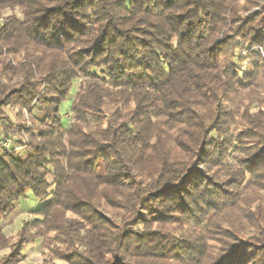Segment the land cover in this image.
Instances as JSON below:
<instances>
[{
  "label": "trees",
  "instance_id": "obj_1",
  "mask_svg": "<svg viewBox=\"0 0 264 264\" xmlns=\"http://www.w3.org/2000/svg\"><path fill=\"white\" fill-rule=\"evenodd\" d=\"M5 9L0 110L42 117L19 140L25 154L0 149V264H21L38 239L42 264H264V58L248 71L235 59L243 42L264 46V0ZM77 79L67 127L60 107ZM232 150L245 156L235 166ZM29 191L43 205L6 235Z\"/></svg>",
  "mask_w": 264,
  "mask_h": 264
},
{
  "label": "rangeland",
  "instance_id": "obj_2",
  "mask_svg": "<svg viewBox=\"0 0 264 264\" xmlns=\"http://www.w3.org/2000/svg\"><path fill=\"white\" fill-rule=\"evenodd\" d=\"M257 4V3H256ZM260 7V5L258 6L255 5L254 7L252 6V10H258V8ZM9 13H11V10L9 9H5L3 11L2 17H0V22L3 19V16H7ZM15 15L17 18L22 19L23 18V14L22 12L16 10L15 11ZM239 38V37H237ZM237 40V39H236ZM238 42V40H237ZM245 43V42H243ZM242 43V47L237 49L236 53L238 54V56L235 57V59L237 60V66L238 68L244 70V71H248V69L250 67H252L253 64H255L256 62H260V60H262L264 58V46L262 45H250L247 43L243 45ZM258 54H260L261 56L257 57ZM257 55V56H256ZM81 79H77L76 81H74L73 87L70 90L68 96L66 97V99L63 101L61 107H60V113L63 116V121H64V125L65 126H69V124L72 121V115H71V107H72V103H73V99L75 98V92L77 91V89L79 88ZM0 112H2L3 115H6V118L8 119L10 128H11V132L9 133V137H7L6 135V131H4L3 129V125L0 122V149L1 148H6V149H16L18 152H21L22 154H25L27 152V149L25 147H23V145L19 142V140H26L29 137L27 135H24L25 133V129L27 127H31L33 122L32 117H34L36 114L39 117H42L41 114H39L38 112H36L35 110L33 111V114L27 111V109H24L22 107V105L16 104L11 102L10 104L4 105ZM254 109L250 110V113H254ZM35 114V115H34ZM236 123H240V125H238L237 127L234 126V129H236V131L238 132V130H241L243 132H246L248 130V127L245 123V121H243L241 114L238 115V119H236ZM27 126V127H26ZM25 127V128H24ZM21 131V134L24 135V137L22 138L21 136H19L18 131ZM243 137H245V144L244 146H248V144L250 142H255L256 139H254V137L249 136L248 134L243 135ZM245 157L244 154H242V152L240 151H234L232 150L229 153L227 162L229 164H232L235 166L236 164V159L239 158H243ZM201 159V157H200ZM199 169L201 171H203L204 173H206L208 176H211L210 178H213L212 176L216 177L215 180H217L218 184H220L222 182V179H224L222 177V174L224 172L220 171V173H213L216 169V167L209 165L207 166L206 163H201L199 165ZM225 174V173H224ZM223 174V175H224ZM262 196H264V192L262 193ZM43 200L35 197L32 192H28L27 197L25 199H22L18 202L17 204V214H15L12 218L11 221L7 222L4 224V232L6 235H12L15 233V231L17 230V228H19L20 224L22 223L23 220L25 219H29L32 218V214L31 212L33 210H36L37 208H39L40 206L43 205ZM214 235V233H213ZM244 239L251 243L254 244V240L251 239L249 237V235H245ZM212 244V242H211ZM219 246H216L215 248H217ZM9 250H4L1 252V255L3 254H8ZM2 255V256H3ZM39 260H44V255H43V246H42V239H38L35 243L31 244L29 246V248L27 249L26 252V258L21 262V264H38V261H35L36 263H34L33 258H36ZM36 260V259H35Z\"/></svg>",
  "mask_w": 264,
  "mask_h": 264
},
{
  "label": "crops",
  "instance_id": "obj_3",
  "mask_svg": "<svg viewBox=\"0 0 264 264\" xmlns=\"http://www.w3.org/2000/svg\"><path fill=\"white\" fill-rule=\"evenodd\" d=\"M28 248H29V247H28ZM33 259H34V260H32V261H34V263H36L35 261H38V264H42V262H43V261L40 260V259L38 260L37 257H36V258H33ZM35 259H36V260H35Z\"/></svg>",
  "mask_w": 264,
  "mask_h": 264
}]
</instances>
